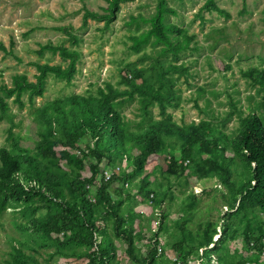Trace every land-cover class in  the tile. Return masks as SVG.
Listing matches in <instances>:
<instances>
[{"label": "trees", "instance_id": "16d2710c", "mask_svg": "<svg viewBox=\"0 0 264 264\" xmlns=\"http://www.w3.org/2000/svg\"><path fill=\"white\" fill-rule=\"evenodd\" d=\"M136 1L107 0L103 14L85 9L83 28L96 21L104 23L107 31L122 5ZM171 1L156 0L155 13L149 17L131 16L128 25L135 32L129 37V50L135 55L147 48L152 52L119 71V85L126 89L107 83L95 95L47 103L34 116L39 135L34 149L23 147L21 137L15 136L17 125L8 101L14 99L23 109L27 96L34 105L44 97L50 77L72 85L81 60L74 47L81 38L72 27L57 28L71 48L48 43L41 45L38 54L59 56L65 65L32 62L35 82L17 74L11 87L0 86V121L11 124L12 142L10 148H0V217L8 210L19 212L23 221L16 227L24 237H8L9 259L0 264H53L56 258L65 264H121L116 240L123 243L122 254L132 264H211L213 260L215 264H264V116L257 113L264 112V98L247 115L232 102V111L221 121L215 117L184 126L174 122L169 109L179 103L173 76L190 75L178 63L193 50L196 37L170 21L179 16ZM243 2L246 6L247 0ZM203 11L231 17L218 0H207ZM0 50L14 55L2 44ZM146 60L149 65L139 67ZM242 74L264 94V68L251 67ZM135 101L140 122L127 120L120 112ZM154 106L159 108L160 120L152 116ZM236 115L239 127L228 135L226 125ZM152 162L168 182L171 177H185L188 186L192 178L217 181L200 196L191 192L185 197L183 206L192 212L203 197L219 193L207 220L193 232L184 215L178 223L181 237L167 244L161 237L170 214L165 201L176 196L172 184L152 181L146 174ZM219 200L228 209L225 213ZM141 213L147 215V226L141 224ZM165 245L176 257L170 258Z\"/></svg>", "mask_w": 264, "mask_h": 264}, {"label": "rangeland", "instance_id": "374dc122", "mask_svg": "<svg viewBox=\"0 0 264 264\" xmlns=\"http://www.w3.org/2000/svg\"><path fill=\"white\" fill-rule=\"evenodd\" d=\"M206 2L207 0L170 2L172 8L179 14L171 17L170 21L186 28L190 35L196 37L191 45L193 50L183 54L178 63L185 65L190 75L173 76L177 80L175 89L179 107L169 109V113L173 116L174 122L181 126L211 121L212 118L215 120V117L221 121L232 111V102L247 115L251 112L250 108L264 98L263 93H258V86L253 87L251 81L242 74L251 67L264 68V0H247L246 6L243 0H218L220 8L230 14L229 19L215 12H201ZM107 7V0H0V44L12 50L14 54L6 55L0 50V86L5 84L11 87L12 78L17 74L26 75L30 81L35 82L37 71L30 65L32 62L65 65L59 56H53L48 52L43 57L38 54L41 45L48 43L65 44L71 48V44L66 42L67 36L56 30L57 28L72 27L74 33L82 40L78 47H74L81 52V60L72 85L50 77L44 97L37 98L34 105L29 103L27 96L23 98L25 103L23 109L13 102L14 99L8 101L17 125L14 134L21 137L23 147L34 149L39 139L38 125L34 118L37 110L49 102L65 97L95 95L97 89L103 88L107 83L125 90L126 86L119 85L121 79L119 71L136 62L141 55L151 54L150 48L145 49L140 55H135L129 50L131 45L129 37L135 32V27L129 26L128 22L132 15L142 14L149 17L154 14L156 0H137L134 3L123 4L117 21L107 31H104V23L96 21H90L88 26L83 28L85 9L103 14ZM142 28L147 29V26ZM148 65L149 61L146 60L139 67ZM151 110L154 120H160L158 106ZM120 112L127 120L141 121L137 101L127 104ZM257 113L264 116V112ZM216 125L220 126L217 122ZM226 126L225 132L228 135L236 132L239 127L238 116H234ZM10 127L8 121H0V148L11 147ZM175 156L180 161L179 149H176ZM158 167L155 162L149 163L146 174L151 175L152 181L157 179L166 186L168 183L172 184L171 191L176 196L173 201L169 199L165 201L166 211L170 214L161 237L167 244L181 237L178 223L184 215L189 218L188 230L196 232L198 226L207 220L211 209L217 205L214 197L219 193L203 197L198 207L189 212L186 210L187 207L183 206L186 195L193 192L200 196L205 188L217 185L216 179L192 178L189 186L185 177L181 179L171 177L168 182ZM190 174L193 176L192 170L189 171ZM140 180L141 177L136 179V182ZM218 203L221 205L220 200ZM138 208L139 206L134 210L138 212ZM219 208L223 213L228 210L226 207L222 208V205ZM128 209L125 208L126 211ZM154 215L157 216L158 212L155 211ZM146 216L145 214L141 216L142 226L149 223ZM22 221L20 213L13 210H8L0 217V260L9 259L11 244L7 240L8 237L24 238L16 227V224ZM219 238L220 236L216 239ZM116 242L119 246L118 257L121 264H132L126 261L122 254L123 243L119 240ZM231 247L233 251L234 245ZM164 249L170 258L176 257L169 246L165 245ZM49 252H52V249ZM53 264L65 262L56 258ZM211 264H215V261L213 260Z\"/></svg>", "mask_w": 264, "mask_h": 264}, {"label": "built area", "instance_id": "2783aa9c", "mask_svg": "<svg viewBox=\"0 0 264 264\" xmlns=\"http://www.w3.org/2000/svg\"><path fill=\"white\" fill-rule=\"evenodd\" d=\"M110 176H111V174L108 173V174H107V177L110 178ZM174 261H176V260H174ZM214 261H215V260H214ZM178 264H181V263H178Z\"/></svg>", "mask_w": 264, "mask_h": 264}]
</instances>
